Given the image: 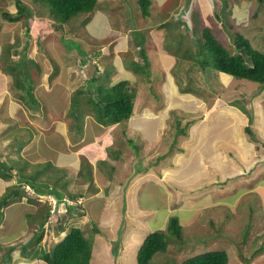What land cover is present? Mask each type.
I'll use <instances>...</instances> for the list:
<instances>
[{"label": "rangeland", "instance_id": "obj_1", "mask_svg": "<svg viewBox=\"0 0 264 264\" xmlns=\"http://www.w3.org/2000/svg\"><path fill=\"white\" fill-rule=\"evenodd\" d=\"M227 1L224 8V0H152L150 15L145 16L139 0H98L100 6L93 10V16L81 13L61 25H56L48 9L45 10V35L40 39L41 45L48 57L56 62L49 71L52 79H61V82L51 86L46 83L44 88L40 84L41 91L36 89L35 97L43 107L34 113L26 110L23 114L31 124L46 130L41 133L45 136L52 133L48 132L52 128L48 122L55 126L61 125L62 121L63 125L54 131L63 135L58 140L62 138L66 143L64 150L72 152L77 159L81 157L78 148L82 143L75 142L82 138L86 142L85 135L87 140L89 133L94 135L92 144L98 154L95 160L87 159L92 166L91 186L94 187L92 192L96 193L94 198L104 195L108 189L110 195H105L108 201L103 202L108 224L101 226V232L96 234L90 218L82 216L86 212L70 211L66 206L73 202L68 197L69 192L77 193V184L82 180L84 184L87 182L86 177L77 180L80 169L75 172L56 161L44 165L48 161L37 159L33 153L25 152L24 158H13L8 148L11 137H7L6 128L0 134L4 147L0 153L2 160L12 161L14 176L10 179L0 176V199L17 182V167L24 163L27 174L43 169L46 173L41 178L45 181L40 182L48 180L49 186L58 184L67 196L58 205L53 194H38L29 185H22L25 193L21 199L0 209V264L41 262L33 259L30 252L41 247L52 248L60 238L56 234L58 224L67 222L69 227H82L90 239L95 236L90 264H111L112 260H115L112 264H138L137 257L126 256L129 252L116 255L122 240L139 239L138 229L143 223L140 215L134 216V222L128 225L133 228L128 231L125 220L120 218L125 215L121 192L126 185L131 187L130 197L138 205L144 202L160 205V196L165 194L166 207L171 203L204 207L203 216L183 226L181 238L171 235L168 250L156 253L151 263L183 264V257L220 246L231 258L228 264H264V168L256 173L257 167L264 165V87L210 67L203 69L187 56L189 47L194 50L191 45L194 13L199 22L196 21L197 29L211 27L230 50H235L230 33L236 32H241L256 49L264 50V0ZM2 7L15 10V0H0V25L3 23ZM98 10H103V18ZM178 20L186 22L189 28L177 24ZM184 34L187 37L178 48V40ZM24 39L27 40L23 37L22 42ZM16 40H0V63L8 67L14 64L10 55ZM140 47L146 50L147 61L149 59L148 75L142 69L135 71L127 65L138 58L136 51ZM117 55L121 59L117 60ZM92 56L98 57L101 72L107 71L104 74L108 73L111 78L127 77L129 83L136 86L134 111L125 123L107 130L95 120L89 107H83L79 117L83 130L78 133L72 117L65 114L66 106L71 103L73 91L91 75L95 61ZM77 58L92 65L84 70L76 68V63L80 64ZM111 60L122 61L119 72L117 68L111 71ZM67 65V69L63 68ZM24 95L32 103L26 91ZM247 125L254 131V140V135L246 131ZM16 134L18 138V132ZM27 136V131L21 133L22 139ZM20 139L15 141L20 143ZM115 152H119L117 156ZM27 155L30 160L25 158ZM100 162L105 164L100 165ZM87 169L88 164L84 162L81 170ZM57 173L63 176L58 178ZM132 174L133 178L130 177ZM219 174L226 178L225 181H221ZM108 176H111L109 185L105 181ZM222 182L227 191L221 187ZM148 191L155 194L156 200L148 197ZM127 192L128 189L122 195L126 196ZM77 200L85 202L84 198ZM130 209L136 210L135 205ZM49 210L50 217L44 225L41 241L30 243ZM160 210L159 216L163 217L166 212L163 208ZM119 211L120 215H117ZM217 211L219 220L214 219ZM115 214L113 221L111 217ZM24 249L29 256L23 254Z\"/></svg>", "mask_w": 264, "mask_h": 264}, {"label": "trees", "instance_id": "obj_2", "mask_svg": "<svg viewBox=\"0 0 264 264\" xmlns=\"http://www.w3.org/2000/svg\"><path fill=\"white\" fill-rule=\"evenodd\" d=\"M151 3L152 0H139L141 12L145 16L150 15ZM227 3L228 1L224 0V8L227 6ZM15 5V11L2 8L1 14L3 18L10 22L25 19V24L28 28L34 26L36 19L43 22V16L45 15L44 12H46V9H48L50 16L55 21L54 23L56 25H61L81 13H90L88 17H91V15L93 16L94 14L93 10L100 6L98 0H15ZM41 6H46L47 8L43 9ZM223 11L225 12L226 9H223ZM194 15L195 16H193L192 19V21H194V24L192 25V32L194 34L191 44L194 50L191 51L192 48L189 47L187 56L192 58L194 62L203 69L210 67L217 71L233 75L236 79L258 82L261 87H264V50L256 49L251 44L250 40L241 32H236L233 34L230 33L235 44V50L232 51L215 35L211 27L205 26L197 29L198 25L196 24V21L198 22V19L195 13ZM177 24L184 25L186 28H189L188 24L186 22L184 23L183 20H178ZM40 30L43 31V33L39 35V38L41 39V37L45 35L44 23H42ZM185 37H187V35L184 34L181 39L178 40V48H180L179 43L184 41ZM25 44L28 45V41H26ZM137 54H139V59L141 60L139 62L136 61V63L134 62V70L140 72L142 69L143 71H146L148 75L150 70L147 67L149 61H147L148 56L146 50L143 47H140ZM26 56V54L21 53V58H11L12 61H14V64L11 63L10 68H12L14 73H17L16 76L18 78H16V80L19 83L18 85L24 90V92L26 91V94L31 96L32 104H35V106L39 108L40 101L35 97V92L33 91L34 80L32 79L33 77H30L29 69L26 67ZM84 61L85 60H83V62ZM19 66L23 73H19L17 69ZM105 72L107 71L101 72L97 65L94 72L89 76L87 82L85 81L83 85L76 88L71 95V103L67 114L72 117L73 124L77 127L78 130H76L78 133L83 130V127L80 126L79 122V117L82 115L81 109L83 107H89L95 120L105 126L126 121L130 119L133 114L135 104L134 98L137 94L136 86L134 85V87L131 85L128 79L111 78L108 73L104 74ZM26 76H29L30 78H21H26ZM19 95V98L27 103L26 96L24 94ZM244 111L247 110L244 109ZM25 130H29L28 136H32L33 132L31 129L27 128ZM181 131L186 134L184 129H181ZM246 131L251 136L254 135V131L251 129L250 125L246 126ZM254 137L255 135L252 137L253 140ZM20 138V143L17 141V144L19 148H22L29 140L27 139L28 137L26 139H24L25 137L22 139L21 133ZM56 139L57 138H54V141H56ZM15 140H18V138ZM82 158V164L87 162L88 169L87 171H82L80 168L77 174L79 176H83L84 178L86 177L89 181H92V166L90 162L87 161L88 158L86 156H83ZM53 161H56V159L45 162L44 165L52 163ZM56 162L60 164L59 160ZM99 164L102 165L105 163L100 162ZM19 166L20 167H17L18 169L16 172L18 176L17 182L11 185L10 188L2 195L0 199V209L13 201L21 199L23 193H25V189L22 187L23 184L32 187L38 194H53L57 199L56 204L58 203V205L66 198V192L59 188L58 184L49 186L50 182L48 180V182L46 181L45 183L40 182L45 181V179L41 178V175L46 173H43V169L37 170L35 173L29 175L25 172V163ZM13 168V165L1 160L0 156V176L5 179L12 178L14 176L12 172ZM62 176L63 175L59 174L58 178ZM89 189L92 191L94 187L90 184ZM95 189L97 190L96 187ZM84 194L85 192H69L68 197L73 202L72 204L67 203L66 206L70 209V211L74 210V212H77L81 210L84 211V213L86 212L88 208L87 206L89 205L88 201L78 202L77 200L78 196H84ZM105 195H108V189L105 191ZM142 204L147 206L145 202ZM49 217L50 210L42 219L39 231L37 232L38 234L35 238L29 241L30 243L41 241L45 230L44 225ZM92 223L94 225V231L99 233L100 228L98 223L95 221H92ZM68 224V222L58 224V230L56 233L57 236L64 231L67 233L61 240L55 242L52 248L47 249L45 247H41L30 252L33 259L41 260V262L37 264H90L92 259L93 240L85 235L82 227H69ZM171 235L177 238L182 237V225L178 215L170 216L166 231L155 230L145 237L137 252L138 264H151L152 258L156 253L167 250L169 243L168 240ZM23 254L25 256H29L25 249ZM8 257L9 256H6L5 258ZM228 262L229 256L227 251L223 248H219L188 257L183 261V264H228Z\"/></svg>", "mask_w": 264, "mask_h": 264}, {"label": "crops", "instance_id": "obj_3", "mask_svg": "<svg viewBox=\"0 0 264 264\" xmlns=\"http://www.w3.org/2000/svg\"><path fill=\"white\" fill-rule=\"evenodd\" d=\"M2 8H4V7H2ZM6 9H8L10 11L16 10V8H15V10H11L9 8H6ZM98 11H99L98 12L99 16H101L103 18V13H102L103 10H98ZM1 19L3 20V23L0 25V31L2 30V35L0 37H3V38H1L0 40L4 41L7 38H10V40L12 42L15 38H17L16 42L13 44L14 49H13L10 57L11 58H13V57L21 58V53L22 54L24 53L27 55L26 56V59H27L26 60V63H27L26 67H28V69H29L30 77H33L32 79L34 80V82H33L34 92L36 89H39L38 87H40L39 86L40 84H43V88H44L46 83L49 86H51V85H54V83L61 82L60 81L61 79H58V80L56 78L52 79V77L50 76V72L55 67L54 64L56 62H54L50 57H48V53L45 51L44 47H42V45H41L42 41L40 40L39 35L43 33V31H41L42 29L40 30L43 22H40L36 19V21L34 22V26H32L31 28H28V27H26L25 19H21V20L15 21V22H10V21L4 19L3 17ZM23 37L27 38V40H25L24 42H22ZM26 41H28V45L25 44ZM56 42L58 44V41H56ZM47 47H48V49H51V46L49 44H47ZM1 48L2 47L0 46V51H1ZM137 52L138 51H136V56L138 55V58L137 59L134 58L135 61H131V63H127V65L129 66V69H132V68L135 69L134 62L136 63V61L139 62L141 60V59H139L140 56H139V54H137ZM98 56H100V55H98ZM92 58H94L97 62L99 61L97 56H92ZM119 58L121 59V57L119 55H117V60H119ZM77 60L80 61V64H79V62L76 63V68H80L81 70H84V69H86V67H90L92 65V64H89L86 60L83 62L84 59H78L77 58ZM142 61H144V60H142ZM148 61H149V59H148ZM93 64H94V65H92L93 69L91 70L90 74H92L94 72L97 65L100 69H102L98 63H93ZM109 64L112 67V70H111L112 72L115 70L114 68H117V71L119 72V67L123 63H122V61L120 62V61L111 60L109 62ZM68 66L69 65L64 66L63 68L67 69ZM17 69H18L19 73L20 72L23 73V71H21L20 66L17 67ZM144 72L146 73V71H144ZM16 74L17 73H14L12 68L8 67L7 64L0 63V109H1L0 110V119H1L0 120V124H1L0 134L3 131H6V128H8V133L6 135H7V137H11V141L8 143V148L10 149L11 154H13L11 156L13 158H14V156L24 158L25 152L27 154H30V155H32V153H33V155H35L37 159L46 160V161H50V160H54V159H56V161L59 160L61 165H65L66 167H69L70 169L72 168L75 170V172H77L81 168L83 156H86L88 159H94L95 160V158L97 157L96 154H98V152L96 153V148L94 149V143L92 144V141L95 140L94 135L92 133L88 134V140H87V136L85 135L86 142H85V140H83V138L81 141L75 142V144L82 143V146H80L78 148V150L81 154V157H79V159H77L74 157V154L72 152L67 153L64 150L65 149L64 145H66V143L63 142V139L61 138V141L58 140V137H60V136L62 137L63 135L62 134L60 135L54 131L56 128H58V126L61 127V125H63L62 121H60L61 125L55 124V126L53 125V122H51V121L48 122L47 125H49V124H50V126L52 125V128L49 129L48 132H52V133L50 135L45 136L44 134L41 135V133H44V131H46V130H44L43 128H40L38 126L37 127L34 126L33 124H31L27 120L28 117L23 114L24 112H26V110L34 113V112H37V110L43 106L40 105V107L37 108L35 106V104H32L31 102H28V101L26 103V102L22 101L21 98H19V96H20L19 94H24V90L18 85L19 83L16 80V78H18V77L16 76ZM21 78L24 79L25 77H21ZM123 78L128 79L127 77H123ZM66 83L67 82H65L64 84H66ZM39 91H41V90L39 89ZM69 106L70 105L67 103L65 114L68 113ZM1 116H2V118H1ZM22 117H24V119H22ZM1 121H3V124ZM125 122L126 121H122L119 123H125ZM119 123L106 125L105 129H107V130L112 129L114 126H116ZM21 125H25V126L22 128ZM27 125L29 127H27ZM26 127L28 129H31L33 133H32V136L29 135V136H27L28 138L27 137L24 138V139L27 138L29 141L26 144H24V146L22 148H19L18 144H17V142H15V139L13 138V136L14 137L17 136L16 132H18V135H19L18 138H20V133H22V132L24 133L25 131H27L29 133V130H24ZM108 132H110V131H108ZM38 135H41V136H38ZM77 136H79V134H77ZM77 136H74V137H77ZM74 137L72 139H74ZM54 138H57L56 141H54ZM83 142H85V143H83ZM2 148H4L3 147V140L1 139V135H0V149H2ZM40 150L42 153H40ZM118 153L119 152H116L115 155L117 156ZM0 156L2 157L1 153H0ZM12 157H11V160H13ZM25 158L30 160L29 156L25 157ZM87 161L90 162V160H87ZM11 162H7V163L12 165ZM257 168L258 169H257L256 173H259L260 169L262 170V168H264V165L259 166ZM114 171H115V167H114ZM13 172H14V170H13ZM130 177L133 178V174L130 175ZM78 179L82 180V179H84V177L79 176L77 178V180ZM109 179L111 180V176H108L107 180H105V181H107L108 185L110 184ZM225 179L226 178H223L221 176V181H225ZM92 180H93V178H92ZM1 181L2 180L0 179V182ZM80 182L81 183H78L75 189L79 193L85 192V194H84V196H78V198L79 197L84 198L85 201H88V203H89V205L87 206L88 208L86 210V214H84L82 216H86L88 219L90 218V221L97 222L99 228L101 226L102 227L106 226L108 224L107 223L108 219H106V217L104 216V214H105L104 205L105 204L103 205V202H105V200H106V202L108 201V199H105L107 197H105V194H104L101 196L97 195L96 198H94V195L96 193L90 191V189H89V186H90L92 181L87 180L88 184H87V182H86V184H84L85 181H83V180ZM222 185H223V182L221 184V187H222ZM127 187L128 186L126 185V188H123V191L128 189L126 196L122 195L123 191L121 192V196H122L121 199H123L122 211L125 213V215L121 216L120 211L117 215H120V218H123L125 220L124 223L127 225L128 231H130V229L133 228V226H128V225H132V223L134 222V220H133L134 216L140 215V218H142L143 223L140 224V227L138 229L139 230L138 231L139 239L122 240L119 244V249H118L116 255L121 254V253L125 254V252L126 253L129 252L126 256H129V255L131 256V254H132V257L133 256L137 257V250L141 246V244L143 243L145 237L149 233H151L152 231H155V230H165L166 231L169 218L172 215H178L180 223L182 225V229H183V226L189 225V222L194 223L195 219L203 216L202 213H203L204 207L180 206V205L175 206V203H171V205H169V207L164 206L165 194H164V197L160 196V198H161V204L160 205L158 203L153 204V205H149L148 202H146L147 206H144L142 203H140L138 205L137 203H135L134 199H132L133 197L132 198L130 197V196H132V193H133V191L131 190V187L130 188L129 187L127 188ZM105 188H107V187H105ZM222 188H225L226 191L228 190L227 187H222ZM263 189H264V186H263ZM118 190L119 189H115V191H118ZM141 192L142 191H140L139 194H141ZM163 192H165V191H163ZM108 195H110L109 192H108ZM148 195H149V198L150 197L153 198V201L156 200L155 194L153 195V192L148 191ZM175 196H178V195L175 194ZM157 197H159V193L157 194ZM127 198L130 199V201H131L130 203L127 200ZM224 199L228 203V201H229L228 197H226ZM99 200H101V201H99ZM153 201L150 203H153ZM174 202H176V201H174ZM169 204H170V202H169ZM132 205H135L136 210L131 211L130 208L132 207ZM126 206H127V208H126ZM161 208H163V211L166 212V214H163V217L159 216V213H161V211H162V210H160ZM117 215L116 214L113 215V217H111V219L113 218L112 220L114 221V218ZM218 216H219V212L217 211V215H216V217H214V219L217 220ZM71 219H73V218H71ZM82 223H84V221ZM100 232H101V230H100ZM66 233L67 232L64 231L60 234V236L58 235V237H60V238H58L57 240L58 241L61 240L66 235ZM94 238H95V236L93 237V242H94ZM225 244H227V243H225ZM171 248H172V246H171ZM208 248L211 249L210 247H208ZM217 248L218 247L212 248L211 250L217 249ZM219 248H222V247L219 246ZM110 250L112 251V248ZM167 250H168V247H167ZM92 257H93V247H92ZM185 259L186 258L183 257L181 262L183 263V261ZM230 259L231 258L229 256V262H230ZM112 261L114 262L115 260H112ZM151 264H153V263H151ZM241 264H243V263H241Z\"/></svg>", "mask_w": 264, "mask_h": 264}, {"label": "clouds", "instance_id": "obj_4", "mask_svg": "<svg viewBox=\"0 0 264 264\" xmlns=\"http://www.w3.org/2000/svg\"><path fill=\"white\" fill-rule=\"evenodd\" d=\"M95 60V59H94ZM93 63H98L96 60L95 61H93Z\"/></svg>", "mask_w": 264, "mask_h": 264}]
</instances>
